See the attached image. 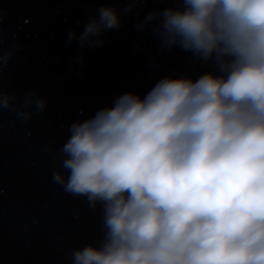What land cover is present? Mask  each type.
<instances>
[{"label":"clouds","instance_id":"9594fccd","mask_svg":"<svg viewBox=\"0 0 264 264\" xmlns=\"http://www.w3.org/2000/svg\"><path fill=\"white\" fill-rule=\"evenodd\" d=\"M143 4H102L69 43L101 46ZM148 27L217 72L164 77L71 124L53 181L103 215L99 246L72 264H264V0H177ZM17 100L0 93V109L25 123L48 107L37 90Z\"/></svg>","mask_w":264,"mask_h":264},{"label":"water","instance_id":"95a60500","mask_svg":"<svg viewBox=\"0 0 264 264\" xmlns=\"http://www.w3.org/2000/svg\"><path fill=\"white\" fill-rule=\"evenodd\" d=\"M123 2L0 0V53L22 45L0 67V93L14 94L20 103L37 90L48 100L28 123L0 109V264H72L71 250L99 246L102 209L53 181L72 123L111 107L124 93L143 97L164 77L195 80L217 72L212 61L162 48L151 27L137 28L149 12L177 0H144L120 28L104 33L101 46L69 43L68 34H81L102 4Z\"/></svg>","mask_w":264,"mask_h":264}]
</instances>
